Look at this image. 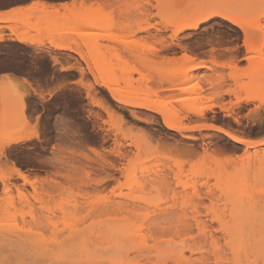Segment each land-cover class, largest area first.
Returning a JSON list of instances; mask_svg holds the SVG:
<instances>
[{"label": "rangeland", "instance_id": "rangeland-1", "mask_svg": "<svg viewBox=\"0 0 264 264\" xmlns=\"http://www.w3.org/2000/svg\"><path fill=\"white\" fill-rule=\"evenodd\" d=\"M55 1L62 3L35 0L31 10L0 17V55L28 66L43 89L0 80V141L27 138L12 142L15 159H0V170L11 168L6 190L0 180V264H258L264 230L246 227L245 249L236 253L242 208L233 187L259 171L241 161L245 146L207 126L169 129L161 113L114 101L103 81L188 126L212 123L264 138V0H227L245 32L214 17L207 28L176 35L189 20L174 15L196 16L205 0ZM93 15L101 27L84 26ZM209 28L228 35L214 42L204 35ZM178 86L194 92L176 101L185 93ZM211 103L203 116L193 113Z\"/></svg>", "mask_w": 264, "mask_h": 264}, {"label": "bare ground", "instance_id": "bare-ground-1", "mask_svg": "<svg viewBox=\"0 0 264 264\" xmlns=\"http://www.w3.org/2000/svg\"><path fill=\"white\" fill-rule=\"evenodd\" d=\"M170 1H172V0H170ZM227 6H229V4H227ZM227 6H224L225 8L223 7L221 9H218V10H223L225 12V15L224 16H219V17L222 18L223 20H227V21L233 22V24H235L237 27H239L241 30H243L245 32L246 29H247L245 27V25H246L245 22L241 19V17L239 15H237V14H235V13H233V12H231L229 10L230 9V6H229V8H227ZM32 8H33V5L31 7H27V10H31ZM83 8H84V5H83ZM20 11H23V8H22V10L21 9H15L13 11V13L15 14V13H18ZM205 11H207L206 8H203L202 10H199L198 11L199 13L196 16H195V14L193 16V15H190V14H187V13H184V14L180 13L179 15L176 14V15H174L175 17L172 16L175 19H179V20L180 19H188L189 20L187 22L180 23L181 25L178 26V27H176V30H174L175 35L178 32L185 30L186 28H194V29L197 28L199 26L198 25V22L200 20V17H201V15ZM11 14H12V11H11ZM74 14L75 13H73V15ZM229 15L232 17L231 20L227 19V16H229ZM260 15H264V12H262V14L260 13L258 15V18H260ZM0 17H2V16H0ZM85 21H86V23H85ZM235 21H239V23H236ZM84 23H85L84 26L87 24L89 27H101L102 26V23L97 18V15L89 16L86 19L84 18ZM87 25L85 27H88ZM251 26H252V24H251ZM151 27H152V24L141 28V30H148ZM48 29H51V28L49 27ZM88 35H90V34H88ZM18 41L25 42L24 39H22V38H18ZM83 41H85V40L83 39ZM245 46L248 49H250L249 41H247V43H246ZM65 48H67V49H73L72 46H68V47H65ZM249 57H251V56H249ZM249 57H248V59H249ZM82 58L84 59L83 56H82ZM262 61L264 62V59ZM199 66H203L202 63H197V65L195 67L197 68ZM207 67L209 69L212 68L210 66H207ZM103 85L111 93L114 101H116V102H118V103H120L122 105H126V106L128 105V106H132V107H135V108L137 107V108H140V109H143V110H147V111H151V112L154 111V112L161 113L162 114V117H163V123L169 129L178 130V131L181 132L182 129L201 128L203 126H207L209 128V125H210L212 129L214 128V129H216V130L224 133L227 137H229L234 142L239 143V144H243L245 146L246 150H245V152L243 153V155L241 157V161L244 162V160L246 161V159H247L248 162L255 163V166L256 165H259L258 166L259 171L255 175V178L253 180H250L249 178H247V179H245V180L237 183V185H235L233 187V193H234V196H235V199H236V203H237L235 206L236 207H240L242 209H243V207L245 208L243 210L241 209L240 211L238 210L239 212L237 211L239 214H238V217L234 220V225L237 226L236 227L237 228V230H236V234H237L236 235V240H237V243H239V241H241L242 232H244L249 227L250 228H258V229L264 230V138H262V139H253L251 137H248V136L239 134V133H237L235 131H232V130L223 128L220 125H215V124H212V123H210V124H203V125L188 126L185 123H183L182 118H172V117H170L171 114H169L170 116L167 115L165 108H163V109L162 108H159V106H157V104L155 102H153V101H150V100H147V99L146 100H136V99H131L130 100V99L124 98V96L121 95L120 91H118L117 89H115V88L112 87V82L110 80L109 81L104 80L103 81ZM164 89H163V91H164ZM175 90L185 92L183 95H181L179 97H176L177 98L176 101H185L194 92V89L189 88V87H185V86L175 87ZM0 97L5 98L6 95L1 94ZM236 97H237L236 104L239 105L242 100L240 99V97L238 95H236ZM250 100H252L251 97H248V98L245 99V101H247V102L250 101ZM215 106H216V104L211 103V104H208L207 106H205L203 108H196V109H194L193 110V113L196 114V115H199V116H203L206 113L207 110H212ZM219 107L222 108V109H224V106L223 105H219ZM105 109H106V111L109 114L113 111V108L111 107V105L106 106ZM160 109H162L163 111H161ZM132 113L134 115H136L135 114L136 112L133 111ZM125 119L126 118H123V117L120 118L121 122L123 121V122L126 123L127 120L125 121ZM235 120L236 121H239V119H237V118H235ZM145 121H151L152 122V119L149 118V117H146ZM26 139H27L26 137L25 138H16V139H14L12 141H9V142H11V143L12 142L13 143H17L19 141H25ZM158 141H161L162 144H166L167 143L168 145L173 146L175 148V150H185V151L192 150V149H189L188 147L185 148L187 145L186 146L184 145L185 147L183 148V145H180L179 146V144L177 142H175L176 144H174L172 142L169 143L166 139H164V140L159 139ZM220 147L216 148L215 151L217 150L219 152H222L223 148L222 147L220 148ZM250 149L253 150V151H249ZM204 151H205L204 153L209 152L207 150H204ZM239 156H241V155H239ZM239 156H237V157H239ZM19 172H20V174L17 175V176L20 177V178H22V179H24V180H26L27 179L26 173H24L21 170H19ZM3 183H4V186H5L4 189L6 190L8 187L5 184V181L4 180H3ZM17 235H21L22 238H23V235L22 234H17ZM2 242H3V245H4V241H2ZM7 242H6V244H7ZM124 243H125V241H124ZM6 244L4 245V247L6 246ZM179 248H181V246ZM237 248H238V250H236V248H235L237 254H239L241 251H243L245 249L242 241L239 243V246ZM174 250H175V248L172 250L173 253H174ZM181 250H182V248H181ZM161 253H163V251ZM179 255H183L182 256L183 260H186V261L189 260V257L188 256H187V258L184 256L185 253H182V254L180 253ZM160 256H162V255H160ZM171 257H173V256H171ZM184 257H185V259H184ZM191 260H193V259H191ZM182 263H183V261H182Z\"/></svg>", "mask_w": 264, "mask_h": 264}, {"label": "snow or ice", "instance_id": "snow-or-ice-1", "mask_svg": "<svg viewBox=\"0 0 264 264\" xmlns=\"http://www.w3.org/2000/svg\"><path fill=\"white\" fill-rule=\"evenodd\" d=\"M227 0H205V11L198 22V25L201 29L207 28L213 24V18L224 16L225 12L223 10H218L226 6ZM227 19L231 20L232 17L229 15ZM239 23V21H235ZM257 21L253 18L251 20L252 26H255ZM260 24V31L264 32V15L260 17L258 22ZM205 36H212L214 42H219L221 39L227 37L226 32H222L217 36L215 28H209V31L204 33ZM251 57H249L250 59ZM30 69L26 65H18L15 61L6 59L3 55H0V80H3L5 83L9 81H15V87L17 89H22L27 92H32L33 85L36 84V81L32 79ZM31 81V83H29ZM39 87L38 85H36ZM45 95H49L45 93ZM261 113L264 115V106L261 107ZM34 121H40V116L35 115L33 117ZM209 127H211L209 125ZM17 151V144H13L7 141H0V159H8L12 157L15 159L14 153ZM23 167L22 165H20ZM11 171V168L0 170V180L8 179V173ZM19 169H16L13 172V175H19ZM259 252L261 259L258 264H264V236L261 237L259 241Z\"/></svg>", "mask_w": 264, "mask_h": 264}, {"label": "crops", "instance_id": "crops-1", "mask_svg": "<svg viewBox=\"0 0 264 264\" xmlns=\"http://www.w3.org/2000/svg\"><path fill=\"white\" fill-rule=\"evenodd\" d=\"M35 0H26V1H20V2H17V3H14V4H10V5H5V6H0V16H7L9 15V13L11 14V11L13 13V11L15 9H21L23 8V10H27V7H31L33 5ZM49 3L51 4H55L57 6H59L62 1H55V0H48ZM27 6V7H26ZM21 7V8H20ZM25 7V8H24ZM15 8V9H14ZM4 14V15H3ZM36 89L39 93L41 91H43V89L41 87H37L35 85H33V88H32V92L31 93H34V90ZM35 115H31L29 114V117L33 120V117ZM34 121V120H33ZM254 139V138H253Z\"/></svg>", "mask_w": 264, "mask_h": 264}]
</instances>
